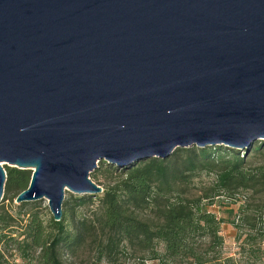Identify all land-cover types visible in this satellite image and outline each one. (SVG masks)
<instances>
[{
  "label": "water",
  "instance_id": "95a60500",
  "mask_svg": "<svg viewBox=\"0 0 264 264\" xmlns=\"http://www.w3.org/2000/svg\"><path fill=\"white\" fill-rule=\"evenodd\" d=\"M264 141V0H0L3 165L31 169L15 203L176 148Z\"/></svg>",
  "mask_w": 264,
  "mask_h": 264
},
{
  "label": "trees",
  "instance_id": "16d2710c",
  "mask_svg": "<svg viewBox=\"0 0 264 264\" xmlns=\"http://www.w3.org/2000/svg\"><path fill=\"white\" fill-rule=\"evenodd\" d=\"M98 168L107 179L103 191L72 199L90 214L69 220L62 211L56 221L45 217L35 202H13L28 186L32 171L4 165L0 264H17V259L65 264L64 251L82 248L89 237L97 240L94 264H122L119 256L125 250L153 264H227L209 257L222 245L224 219L208 207L224 200L232 204L229 222L237 238L245 228V239L259 235L257 250L264 256L263 140L248 151L221 145L181 147L164 159ZM91 176L97 178L96 172Z\"/></svg>",
  "mask_w": 264,
  "mask_h": 264
},
{
  "label": "rangeland",
  "instance_id": "374dc122",
  "mask_svg": "<svg viewBox=\"0 0 264 264\" xmlns=\"http://www.w3.org/2000/svg\"><path fill=\"white\" fill-rule=\"evenodd\" d=\"M257 140L254 142L256 144ZM253 144V145H254ZM218 147L219 145H214ZM222 147H228L225 145H221ZM231 148V147H230ZM238 149V151L242 152L243 149ZM261 159V156H259ZM108 162L104 159L100 160L97 163V167L90 173V177H92V173L96 172L97 178L92 179L94 182H98L102 188H105L107 185V179L101 174L103 170L96 171L99 169L98 167L106 166ZM4 166V165H3ZM201 179L206 180L207 175H202ZM83 194H77L69 190H65L63 203L67 202V205L62 207V211L66 212V216L69 220L72 219H80L83 216H87L90 214L89 209L85 207H81L78 205H74L73 198L75 196H80ZM3 197V196H2ZM227 200L220 202V204L211 205L208 207L211 211H213L218 217H222L224 221L220 224V231L219 234L222 237V245L215 249V251L209 254L211 259H215V261H221L227 264H264V256H261L257 250L259 244V235H255L252 238H246L245 235L247 229L245 228L240 238H237L236 228L230 223L229 219L232 218V214L229 212L231 211L232 204H225ZM7 202V200H6ZM15 203V201L13 200ZM35 205L39 207L42 214L45 217L52 216L49 207H48V200L46 198L37 199L34 201ZM232 202V200L230 201ZM62 203V204H63ZM235 203V202H232ZM221 205V206H219ZM235 205V204H234ZM92 240V241H91ZM97 240L94 237L87 238V242L82 246L72 248L71 250H65L63 254V259L65 264H94V259L96 256V246ZM264 247V243L262 244ZM159 248L162 249V245H159ZM122 261V264H153V261L147 258H142L137 252L133 250H125L119 256ZM227 259H231L227 262ZM17 264H35V261H23L21 259L16 260Z\"/></svg>",
  "mask_w": 264,
  "mask_h": 264
}]
</instances>
